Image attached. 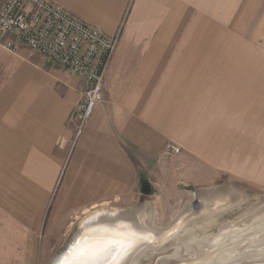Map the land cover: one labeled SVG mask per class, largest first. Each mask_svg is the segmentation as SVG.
<instances>
[{
  "label": "crops",
  "instance_id": "obj_1",
  "mask_svg": "<svg viewBox=\"0 0 264 264\" xmlns=\"http://www.w3.org/2000/svg\"><path fill=\"white\" fill-rule=\"evenodd\" d=\"M52 1L120 39L78 139L85 81L0 49V264H38L53 221L130 203L140 172L264 176V0Z\"/></svg>",
  "mask_w": 264,
  "mask_h": 264
},
{
  "label": "bare ground",
  "instance_id": "obj_2",
  "mask_svg": "<svg viewBox=\"0 0 264 264\" xmlns=\"http://www.w3.org/2000/svg\"><path fill=\"white\" fill-rule=\"evenodd\" d=\"M218 189L200 190L202 209L194 211L197 196L192 197L174 224L165 230L151 226L148 203L141 206L134 219L130 214L125 217L104 213L85 225L74 238L70 253L58 264H139L144 256L150 258L172 247L175 254L158 264H264V209L258 215L243 217L242 225L236 223L238 219L217 234H207L210 226L217 223L218 213L228 211L243 199ZM199 222L202 225H197ZM150 250L153 253L149 254Z\"/></svg>",
  "mask_w": 264,
  "mask_h": 264
},
{
  "label": "built area",
  "instance_id": "obj_3",
  "mask_svg": "<svg viewBox=\"0 0 264 264\" xmlns=\"http://www.w3.org/2000/svg\"><path fill=\"white\" fill-rule=\"evenodd\" d=\"M120 35L109 36L65 11L52 0L0 2V49L21 47L42 56L85 81L83 100L75 111L76 139L82 136L97 106L104 101V83ZM171 154L180 148L169 145Z\"/></svg>",
  "mask_w": 264,
  "mask_h": 264
},
{
  "label": "rangeland",
  "instance_id": "obj_4",
  "mask_svg": "<svg viewBox=\"0 0 264 264\" xmlns=\"http://www.w3.org/2000/svg\"><path fill=\"white\" fill-rule=\"evenodd\" d=\"M262 141L264 143V140ZM249 143L254 148L256 145H260L261 139L255 138L250 140ZM248 158L256 162L254 157L250 156ZM248 158L245 159L248 160ZM150 182L153 187L152 195L146 196L145 194H142L141 187L139 186V188L136 190V198L130 203L114 202L104 206L127 210L148 203L151 213V226L160 231L168 229L174 224L178 216L186 209L190 199L197 196L199 188L218 186V190L221 189L229 191L235 197L240 198L239 200H241L243 197L241 203L232 206L228 211H223L216 215L217 223L213 225V227L210 226L211 229H208L210 232L207 230L208 235L219 233L221 228L231 224V222L235 223L238 219L239 220L236 223H238V225H242L243 219L247 215H258L260 214V209H264V176H244L227 171L220 173L217 178L211 180L208 183L195 186H191L190 184L192 182H186L183 179L169 181L151 176ZM198 196L200 198L201 195L198 194ZM198 209L199 208L197 205L194 208V211ZM86 214V212L77 213L70 219L53 221L55 222L53 232L49 234V236H46V234L44 236L43 233H41L39 238L40 250L38 264H52L53 260L69 242L78 226V223ZM197 225H202V223L199 222ZM175 252V248L172 247L166 252L154 253L150 258L144 256L141 258L139 264H158L161 259L170 257L174 255ZM148 253H153V250H150ZM240 264L258 263L244 261Z\"/></svg>",
  "mask_w": 264,
  "mask_h": 264
},
{
  "label": "water",
  "instance_id": "obj_5",
  "mask_svg": "<svg viewBox=\"0 0 264 264\" xmlns=\"http://www.w3.org/2000/svg\"><path fill=\"white\" fill-rule=\"evenodd\" d=\"M140 185H141V192L142 194H145L146 196H150L153 193V187L152 184L150 182V180H148L146 177H142L140 178ZM217 188L218 186H210V187H206V188H199L198 192L200 190L204 191L206 189H210V188ZM219 188V187H218ZM201 194V192H200ZM199 194V195H200ZM203 203L200 201L199 196L197 194V201H196V205L195 207L198 205V211L202 209ZM141 209V206L139 207H134L132 209H116V208H109V207H102L101 209H97V210H93L90 211L89 213H87L82 219L81 221L78 223V226L74 232V234L72 235L71 239L69 240V242L66 244V246L64 247V249L57 255V257L54 259L53 264L55 263V260L57 259L55 264H58L59 261H61V259L66 255L70 253V248L73 244V240L74 238L84 230V228L86 227L85 225L93 222L96 220V218L102 214H111V215H119V216H128L129 214L131 215V219H134L136 217V215L139 213ZM110 248H112V246H110ZM100 264H103L102 262Z\"/></svg>",
  "mask_w": 264,
  "mask_h": 264
},
{
  "label": "trees",
  "instance_id": "obj_6",
  "mask_svg": "<svg viewBox=\"0 0 264 264\" xmlns=\"http://www.w3.org/2000/svg\"><path fill=\"white\" fill-rule=\"evenodd\" d=\"M139 174H140V178H142V177L144 178V175L141 172Z\"/></svg>",
  "mask_w": 264,
  "mask_h": 264
}]
</instances>
